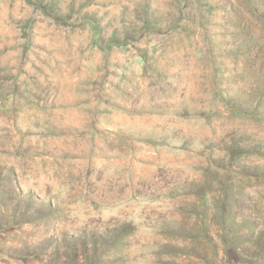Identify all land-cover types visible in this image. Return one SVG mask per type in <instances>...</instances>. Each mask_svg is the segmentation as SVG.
<instances>
[{
  "label": "rangeland",
  "instance_id": "1",
  "mask_svg": "<svg viewBox=\"0 0 264 264\" xmlns=\"http://www.w3.org/2000/svg\"><path fill=\"white\" fill-rule=\"evenodd\" d=\"M0 264H264V0H0Z\"/></svg>",
  "mask_w": 264,
  "mask_h": 264
}]
</instances>
